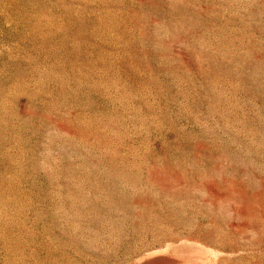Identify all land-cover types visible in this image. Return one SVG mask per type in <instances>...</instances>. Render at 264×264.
<instances>
[{
    "label": "rangeland",
    "instance_id": "obj_1",
    "mask_svg": "<svg viewBox=\"0 0 264 264\" xmlns=\"http://www.w3.org/2000/svg\"><path fill=\"white\" fill-rule=\"evenodd\" d=\"M0 264H264V0H0Z\"/></svg>",
    "mask_w": 264,
    "mask_h": 264
}]
</instances>
